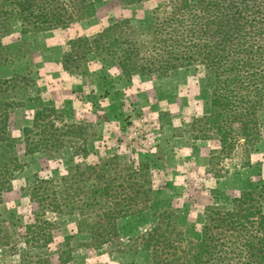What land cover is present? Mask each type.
Listing matches in <instances>:
<instances>
[{
  "label": "trees",
  "instance_id": "obj_1",
  "mask_svg": "<svg viewBox=\"0 0 264 264\" xmlns=\"http://www.w3.org/2000/svg\"><path fill=\"white\" fill-rule=\"evenodd\" d=\"M121 1L132 5L145 0ZM96 13V0H0V50L2 37L11 33L15 23L29 34L66 29ZM154 13L146 54L141 55L137 40L120 42L109 35L133 24L126 18L95 36L71 39L63 56L64 69L86 73L83 61L93 52L115 63L128 80L136 74L166 77L194 66L208 78L211 102V112L192 123L196 138L219 140L220 149L213 150V157H229L238 148L250 155L263 138L264 0H168ZM114 41L129 47L113 48ZM6 109L0 113V204L25 167L5 149L13 142ZM54 115L55 119L60 115L58 109L45 106L36 111L33 125L24 128L28 155L62 145L61 138H55L60 127ZM37 134L38 141L33 138ZM83 150L87 155V145ZM154 195L147 164L122 163L117 156L97 164L79 163L59 178L38 177L31 197L39 211L33 224L22 226L24 244L42 248L53 241L49 211L75 215L79 232L97 248L119 237L125 221L136 229L153 218L152 227L129 237L148 252L152 264H264V187L244 190L226 205L209 206L197 240L187 236L175 210L153 211ZM9 234L0 224V248H16ZM20 258L22 264L49 263L30 250Z\"/></svg>",
  "mask_w": 264,
  "mask_h": 264
},
{
  "label": "rangeland",
  "instance_id": "obj_2",
  "mask_svg": "<svg viewBox=\"0 0 264 264\" xmlns=\"http://www.w3.org/2000/svg\"><path fill=\"white\" fill-rule=\"evenodd\" d=\"M167 1L124 5L121 0H96L94 17L66 29L25 34L15 23L11 33L2 37L0 113L7 108L13 140L5 149L25 167L0 204V224L16 245L0 248V264H22L20 254L27 250L45 256L47 264H152L148 252L129 239L153 226L155 219L150 216L136 229L125 221L119 237L97 248L79 232L75 215L49 211L53 241L42 248L24 244L22 226L33 224L39 211L31 197L34 182L38 177L66 176L79 163L97 164L117 156L122 163L147 164L155 189L153 211L175 210L180 226L195 240L201 237L209 206L226 205L244 190L264 187V115L262 141L250 155L238 148L229 157H213V150L220 149L219 140L196 138L194 119L211 112L209 82L202 70L190 66L166 77L136 74L128 80L98 52L83 61L86 73L64 69L63 56L71 39L95 36L126 18L133 24L109 35L120 42L137 40L141 55L146 54L157 15L154 10ZM114 42L113 48L129 47ZM45 106L59 111L52 119L60 130L53 131L63 143L58 149L28 155L24 128L33 125L36 111ZM40 136L33 138L38 141Z\"/></svg>",
  "mask_w": 264,
  "mask_h": 264
}]
</instances>
